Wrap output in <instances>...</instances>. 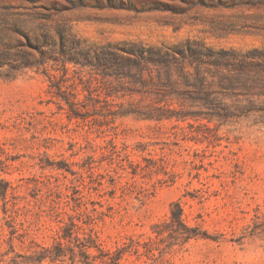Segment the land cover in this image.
<instances>
[{
	"label": "rangeland",
	"instance_id": "rangeland-1",
	"mask_svg": "<svg viewBox=\"0 0 264 264\" xmlns=\"http://www.w3.org/2000/svg\"><path fill=\"white\" fill-rule=\"evenodd\" d=\"M80 43L264 49V0H0V264H264V117L221 118L208 74L65 64Z\"/></svg>",
	"mask_w": 264,
	"mask_h": 264
},
{
	"label": "trees",
	"instance_id": "trees-1",
	"mask_svg": "<svg viewBox=\"0 0 264 264\" xmlns=\"http://www.w3.org/2000/svg\"><path fill=\"white\" fill-rule=\"evenodd\" d=\"M74 46L72 50L65 53L67 57L64 63L74 64L83 69L94 68L104 77L124 76L128 72L129 77L140 79L143 84L148 82L154 84L155 77L151 67L162 70L175 67L177 72L185 78L193 76L200 83L207 79L206 74L211 75L214 78L213 82L220 84L225 93L236 98L238 102L232 106H223V109L219 111L221 118H241L252 115L264 117V105L259 104L264 99V49L247 52L233 50L215 52L191 48L183 51L180 49L163 51L135 43L108 44L101 47H84L80 43ZM41 57L45 59L43 53ZM45 64V61L39 63L40 66ZM188 68H193L195 74L189 72ZM133 69H137L138 74H133ZM144 71H149L148 79H144ZM106 97L112 98L113 94L107 93ZM66 102L70 106L74 105L70 101L66 100ZM170 219L172 223H177L179 231L187 230L184 211L179 203L171 209ZM161 234L158 233V235ZM101 262L108 264L105 259H101Z\"/></svg>",
	"mask_w": 264,
	"mask_h": 264
}]
</instances>
